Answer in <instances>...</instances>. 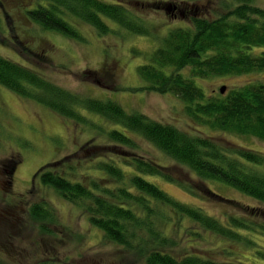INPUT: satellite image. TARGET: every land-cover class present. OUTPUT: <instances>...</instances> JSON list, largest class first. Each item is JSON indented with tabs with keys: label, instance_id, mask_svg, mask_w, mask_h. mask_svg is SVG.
Here are the masks:
<instances>
[{
	"label": "trees",
	"instance_id": "16d2710c",
	"mask_svg": "<svg viewBox=\"0 0 264 264\" xmlns=\"http://www.w3.org/2000/svg\"><path fill=\"white\" fill-rule=\"evenodd\" d=\"M138 1L37 0L27 16L43 30L76 41L84 38L75 21L90 25L101 36L112 33V24H116L130 34L157 41L159 47L138 68L139 77L146 83L140 91L174 95L185 103L186 115L199 125L223 133L253 136L264 142V81L210 96L196 83L214 77L264 72V8L256 0H220V10L206 13L198 5L202 0L146 2V7L161 4L165 9L179 10L188 20L159 38L147 16L135 7ZM0 86L77 124L89 123V118L80 111L84 110L121 125L125 132L118 129L105 132L115 145L137 148L129 135L135 134L170 157L179 168L194 174L186 182L175 168L140 157L124 160L123 165L130 172L122 164L100 161L96 169L105 178L91 181L87 174L78 179L75 167L57 168L63 161L48 164L36 174L40 185L82 208L106 241L133 252L137 258L131 264H255L193 254L175 255L170 248L174 241L164 235L159 222L168 219L164 211L168 208L199 230L255 246L245 232L264 236V210L257 212L256 207L225 198L206 181L225 183L264 205V153L240 146L223 147L210 136L188 133L142 113L129 114L115 101L80 96L53 83L38 69L2 55ZM154 178L178 184L203 200L235 205L241 215L222 218L209 215L201 208L175 200ZM107 179L116 186L101 184ZM28 213L42 234L53 233L48 223L57 225L58 217L47 202L32 204ZM257 255L264 259V249L257 250ZM37 264L57 263L44 260Z\"/></svg>",
	"mask_w": 264,
	"mask_h": 264
},
{
	"label": "rangeland",
	"instance_id": "374dc122",
	"mask_svg": "<svg viewBox=\"0 0 264 264\" xmlns=\"http://www.w3.org/2000/svg\"><path fill=\"white\" fill-rule=\"evenodd\" d=\"M151 1L157 0H139L135 7L147 16L159 38L181 21L188 22L179 10L165 9L161 4L144 6ZM256 3L264 8V0H256ZM36 5L37 0H0V55L38 69L53 83L80 96L115 101L129 114L142 113L188 133L210 136L223 147L240 146L264 153V142L253 136L223 133L199 125L186 115L185 103L178 97L139 90L146 83L139 77L138 68L159 47L157 41L130 34L116 24H112V33L101 36L80 21H75V25L84 39L72 40L54 31H45L29 20L27 12ZM198 5L206 13L220 10V0H202ZM260 80L264 81V72L214 77L196 80V83L210 96L217 95L223 86L227 92ZM80 111L95 125L64 119L43 105L0 86L1 264H37L44 260H54L57 264H131L137 258L133 252L106 241L103 232L89 222L82 208L39 184L36 174L48 164L63 161L57 168L75 167L78 179H84L81 175L87 174L91 181L105 178V174L96 169L100 161L122 164L126 172H130L123 165L124 160L140 157L175 168L186 182L194 176L135 134L129 135L137 148L118 147L105 132L113 129L125 132L121 125ZM153 181L175 200L201 208L209 215L219 218L241 215L235 205L203 200L178 184L160 178ZM206 183L225 198L256 207L257 212L264 210L263 204L225 183L215 180ZM101 184L116 186L108 179ZM42 200L58 217L57 225L48 223L52 234H42L28 213L32 204ZM164 211L168 219H161L159 227L164 235L173 239L174 245L170 248L175 255L193 254L220 261L264 264V259L257 255V250L264 249V236L245 232L255 241V246L247 245L199 230L187 218L179 217L168 208ZM246 214L243 215L246 217Z\"/></svg>",
	"mask_w": 264,
	"mask_h": 264
},
{
	"label": "water",
	"instance_id": "95a60500",
	"mask_svg": "<svg viewBox=\"0 0 264 264\" xmlns=\"http://www.w3.org/2000/svg\"><path fill=\"white\" fill-rule=\"evenodd\" d=\"M225 92H226V86L221 87L220 88V93L221 94H225Z\"/></svg>",
	"mask_w": 264,
	"mask_h": 264
}]
</instances>
